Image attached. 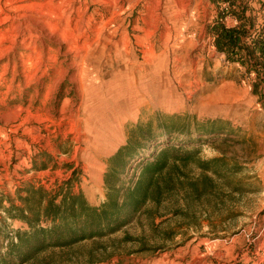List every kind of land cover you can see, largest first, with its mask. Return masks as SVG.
<instances>
[{"label": "rangeland", "instance_id": "374dc122", "mask_svg": "<svg viewBox=\"0 0 264 264\" xmlns=\"http://www.w3.org/2000/svg\"><path fill=\"white\" fill-rule=\"evenodd\" d=\"M49 2L65 17L60 28L78 25L79 43L90 46L67 56L29 25L2 47L10 48L0 58V221L7 232L27 229L3 208L20 205L28 184L83 192L101 205L108 159L133 125L175 114L198 124L221 120L225 133H192L199 161L171 164V189L133 224L51 248L28 264H264V84L255 92L256 74L213 47L214 0H0L3 8ZM9 7L4 13L13 16Z\"/></svg>", "mask_w": 264, "mask_h": 264}, {"label": "trees", "instance_id": "16d2710c", "mask_svg": "<svg viewBox=\"0 0 264 264\" xmlns=\"http://www.w3.org/2000/svg\"><path fill=\"white\" fill-rule=\"evenodd\" d=\"M214 5L217 15L208 26L213 47L247 75L256 74L253 88L258 92L264 84V0H214ZM224 129L221 120L198 124L175 114L133 125L126 143L108 159L106 199L99 206L83 192L66 189L61 194L28 184L19 191L20 205L12 202L3 208L27 229L9 233L0 221V264H28L51 248L66 249L117 234L133 224L149 203L160 202L164 189H171V164L199 161L200 148L190 146L192 133L223 135ZM179 137L189 138L177 146L174 140ZM199 167L219 173L208 164Z\"/></svg>", "mask_w": 264, "mask_h": 264}, {"label": "bare ground", "instance_id": "6f19581e", "mask_svg": "<svg viewBox=\"0 0 264 264\" xmlns=\"http://www.w3.org/2000/svg\"><path fill=\"white\" fill-rule=\"evenodd\" d=\"M3 7L0 4V28L8 24H12V25H11V29L9 30L5 29L0 31V58L10 49V48H2V47L5 46L7 42H11L12 40H14L15 43L16 39L18 38V35L16 34L18 30L22 28H29V25H33L37 27L41 33H46V35L54 38L56 43L60 44L61 46H64L66 48L64 54L67 56L78 54L80 51H86L90 46L89 43H85V42L79 43L80 35H78L76 31L78 30L79 27L78 25H75L76 29L75 27L71 29L73 24L72 22H68L66 29L60 28L61 23L65 21L64 19L65 17L61 13L57 15L54 14V11L51 9L52 8L51 2H49L46 5H37V4L15 5L14 4V5H10V7L5 6V8L7 7L11 8L9 9V11L13 12L12 13L13 16L6 15L4 13L5 8ZM26 42L27 41H24L23 43L25 49L28 50L30 48V43L27 44ZM30 50L34 51L35 48L33 49L30 48ZM58 52L61 53L62 49H60ZM52 59L55 63H57L55 57H53ZM28 63H31V60Z\"/></svg>", "mask_w": 264, "mask_h": 264}]
</instances>
